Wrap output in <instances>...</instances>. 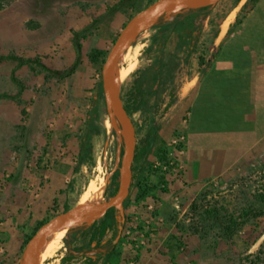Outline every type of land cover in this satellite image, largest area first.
<instances>
[{
	"label": "rangeland",
	"instance_id": "obj_1",
	"mask_svg": "<svg viewBox=\"0 0 264 264\" xmlns=\"http://www.w3.org/2000/svg\"><path fill=\"white\" fill-rule=\"evenodd\" d=\"M117 1L0 0V94H6L0 96V264H18L29 237L50 216L83 199L91 180L105 181L102 197L118 187L122 135L103 88L98 114L89 120L88 111L104 60L128 13L153 0H131L108 14ZM175 16L165 14L116 61L130 65L140 46L121 88L128 102L161 55V70L152 77L155 88L145 91V103L131 114L137 137H142L163 115L164 105H171L174 171L164 187L147 197L138 199L134 186L115 253L96 264H241L245 255H262L254 264H263L264 201L254 194L264 191V133L248 146H228L233 144L229 131L254 128V122L242 114L243 100L218 102V74L204 72L216 60L243 63L249 69V97L257 105L264 88L258 82L264 78V0H221L207 16L195 17L194 28L188 16L168 36L158 37ZM194 29L197 46L190 47ZM93 52L98 55L94 61ZM72 66L69 75L54 73ZM197 75L203 78L188 121L187 92ZM140 161L157 164L154 150L143 147ZM142 172L137 170L136 182ZM214 208L219 211L211 213ZM230 215L235 221L231 229L226 226ZM116 227L108 228L102 239H111ZM96 229H88L85 240H63L43 264H89L75 246L99 239ZM67 251L79 256L64 259Z\"/></svg>",
	"mask_w": 264,
	"mask_h": 264
},
{
	"label": "water",
	"instance_id": "obj_2",
	"mask_svg": "<svg viewBox=\"0 0 264 264\" xmlns=\"http://www.w3.org/2000/svg\"><path fill=\"white\" fill-rule=\"evenodd\" d=\"M219 1L221 0H153L135 12L125 23L114 40L102 67V88L106 106L117 120V128L121 132L123 141L117 190L109 197L81 199L46 219L28 240L21 259L23 264L44 263L49 235L53 228L63 221L83 218L82 223H90L104 217L113 207L120 212L117 219L119 220L121 216V220L124 221V202L131 194L134 178L137 127L116 78L117 58L141 33L158 24L165 14L191 7L214 6ZM122 228V224H119L115 241L121 236Z\"/></svg>",
	"mask_w": 264,
	"mask_h": 264
},
{
	"label": "trees",
	"instance_id": "obj_3",
	"mask_svg": "<svg viewBox=\"0 0 264 264\" xmlns=\"http://www.w3.org/2000/svg\"><path fill=\"white\" fill-rule=\"evenodd\" d=\"M212 7L213 6H211V5L205 6V7H199V8L191 7L188 9H182V11H177L175 19L171 23L167 24L163 28V32L159 33L158 35L168 36L175 29L177 23L180 20H182L183 18L188 17V16H189V25L191 26V28H194L196 16L194 17L193 14L194 13L197 14L196 18L205 17L210 12ZM160 22H161V20L158 21V23H160ZM193 32H195V29ZM160 36H158V37H160ZM193 37L196 40V38H197L196 35ZM159 47L162 48L163 45H160ZM97 56L98 55L93 52V54L91 56L92 60L93 61L96 60ZM4 57H6V56H4ZM24 62L25 61H23L22 63H24ZM44 67L46 69H49L47 66H44ZM161 67H162V61H161V55H159V57L153 63V65L149 67L148 72L143 77H141L139 82H137L136 89L131 94V96L129 98L130 101H128V102L126 101L127 107L130 110V112H132V110H137L141 105H143L145 103V101H146V97L144 96L145 91H153V89L155 88V85H154V81L152 80V77H154V75L155 76L158 75V73L161 70ZM73 68H74V66H72L70 69H68L66 71H62V72H54L53 71V72L55 74L58 73L60 75L66 76V75L71 74V72L73 71ZM144 83H146L147 89L144 88ZM101 84H102V76L97 81L95 88H94L95 89V95H93V97L91 98V104H90V108L88 111V119L89 120L98 114L97 100L99 99L98 95L100 96V94L102 93ZM261 91L262 92H259V95L257 97L258 110H257V114H256V119H257L256 130L254 132L247 131L244 133H240V136H238V134H236V133H230L229 134V137L231 138L230 141L233 142V144L230 143L232 148H240V147L248 146L249 144H251L253 142V139L257 134H263L264 133V88ZM0 96H6V94H0ZM114 131L116 132V128H114ZM238 140H241L242 142H239ZM121 145H122V152H123V141H122ZM148 145H150L149 142L147 143L146 146H148ZM82 150L83 151L81 154H83L84 151L86 150L85 146H83ZM116 174H119V171H117ZM141 182L142 181H140L138 183L139 185H138L137 194H136L138 199L147 197L151 193H154L156 190L155 188L157 187L156 185L154 187H152L150 185L143 186L140 184ZM116 190H117V187L114 190H112V193L115 192ZM254 196L257 199L264 201V191H256ZM195 207H197L196 204H194V208ZM213 210L214 211H212V212L211 211H208V212L217 213L219 211L217 208H214ZM109 214L110 213L108 212L107 215L104 216L102 219L95 220V221L90 222V223L84 222L81 225H78V226L71 228L70 231L63 238L64 242L68 243V244H71L75 240H78V239L85 240L87 238V235H88V229L97 227L96 232H98V230H99V235H100L99 239L92 241V243H90L87 246L86 245L75 246V250H77L76 254L84 255L87 258H89V260H90L89 264H96L98 262V260H100L103 257L108 259L112 256L113 253H115L116 246H117V242L115 241V239L118 235V227L114 228L111 239H102V237L104 236V234L108 228L114 227V225L117 224V222L120 223V220L114 219L111 216L109 217ZM128 218L129 217H127V219ZM228 219H229L230 223H228L226 226H227V228L231 229L235 225V221L233 220L231 215L228 217ZM94 238H96V234H94ZM76 254L73 253V251H67L66 255L63 258L65 259L68 257L79 256ZM262 260H263L262 255H245L241 258V264H245L246 262H251L252 264H254V263H259ZM18 264H23V263L20 260V262Z\"/></svg>",
	"mask_w": 264,
	"mask_h": 264
},
{
	"label": "flooded vegetation",
	"instance_id": "obj_4",
	"mask_svg": "<svg viewBox=\"0 0 264 264\" xmlns=\"http://www.w3.org/2000/svg\"><path fill=\"white\" fill-rule=\"evenodd\" d=\"M129 1H131V0H118L116 3H114L112 5L110 11H108V14L109 13L110 14L115 13L120 8L125 6ZM137 11L138 10H133L131 8V12L128 13V15L131 17ZM158 34H157V36H158ZM195 35L197 37L196 40L193 37ZM191 36H192V38H190L191 39L190 47H196L199 35L197 32H194L191 34ZM164 48L165 47H163V49ZM159 55L157 56V58L159 57ZM157 58H156V60H157ZM171 109H172L171 105L166 103L164 105L165 111H164L163 115L160 118L156 119V121L153 123V125L150 126V130H148L144 134V136L137 137V145H136L135 158H134V178H133V183H132V187H131V193L133 191L134 186H136V189H138V185H139L138 183L140 181H142L140 184L143 186L150 185V186L154 187L156 185L157 187L155 189L159 190L160 188H162V186L164 187V185L169 180L168 177L171 175V172L174 171L175 160H174L173 142H174V136H175V130H176V122H175V118H174V111H172ZM136 126H138V125L136 124ZM148 142L150 143V145H148L147 148H149V149L152 148L154 150L155 157L157 159V164L145 166V165H142L143 163L141 161L139 162V157L143 151V147H146ZM137 162H138V164H137ZM138 169H141V171H143V172L141 173L142 177H141L140 181L137 180L138 182H136V172ZM159 175L162 176L160 184H158L159 179H160ZM154 176H157V178L155 180H153ZM137 178H138V175H137ZM114 193L115 192H113L112 194H114ZM129 198H130V196L124 202L125 219H124V221H122L121 216H120V219H119L120 223L117 222L118 225L122 224L123 228H124V224L126 223L127 217H128L129 206L127 205V201ZM108 212L110 213L109 217L111 216L114 219H117L120 215V212L116 207L111 208ZM106 215L107 214H105V216ZM123 228H122V230H123Z\"/></svg>",
	"mask_w": 264,
	"mask_h": 264
},
{
	"label": "crops",
	"instance_id": "obj_5",
	"mask_svg": "<svg viewBox=\"0 0 264 264\" xmlns=\"http://www.w3.org/2000/svg\"><path fill=\"white\" fill-rule=\"evenodd\" d=\"M228 53V51H226ZM239 66L238 69H235L236 66ZM207 71L204 72L205 74L208 71H216L218 76H216V82L220 85V89L215 91L217 93L218 97V102H224L225 105H233L234 101L238 102L244 101L242 105H239L241 108L243 106V115L251 117L254 122V128L251 129H237V130H231L229 131L230 133H244L247 131L254 132L257 128V119H256V112L258 110L257 105H254V102L250 100L249 97V69L246 67L243 63L242 65L238 64L237 62H229V61H224V60H216L214 61L209 67H207ZM234 70V71H232ZM234 72V74H233ZM203 73V75H205ZM203 75H197L195 78L196 83L194 86L190 88V91L187 93H191L189 97V113H188V121H189V115H192V110L191 106L193 105L194 100L196 99V93L198 92V88L201 84ZM259 82V87L264 86V78L258 81ZM256 84L257 80H256ZM260 90V89H259ZM258 90V92H259ZM185 93V94H187ZM207 104L202 103V110H206ZM257 107V108H256ZM256 111V112H255ZM231 147V145H228ZM231 168V165L227 166L222 170V172H219L220 174H217L216 177L223 175L228 169ZM214 177V178H216ZM213 179V178H212Z\"/></svg>",
	"mask_w": 264,
	"mask_h": 264
},
{
	"label": "bare ground",
	"instance_id": "obj_6",
	"mask_svg": "<svg viewBox=\"0 0 264 264\" xmlns=\"http://www.w3.org/2000/svg\"><path fill=\"white\" fill-rule=\"evenodd\" d=\"M222 28H223V32L226 31L227 22L223 23ZM127 47L129 49L131 47V44H129ZM139 48L140 46L136 45L135 52H137ZM135 52L133 55V58H134L133 63H131L128 66H123V65H118V64L116 65L115 72H116V78H117L120 89L122 88L128 75L133 71L135 67V63H136V53ZM104 186H105V181H102L99 184L95 180H91L86 192L84 193L83 199L101 198L103 190H104ZM82 220L83 218L72 219V220L63 221L59 223L58 225H56L51 231L49 238L47 240V245L45 248V256L54 255V253L60 249L63 238L66 236L69 230L77 223L82 222Z\"/></svg>",
	"mask_w": 264,
	"mask_h": 264
}]
</instances>
